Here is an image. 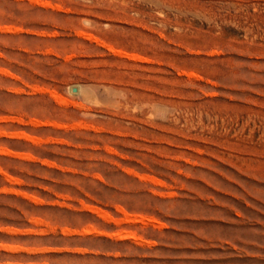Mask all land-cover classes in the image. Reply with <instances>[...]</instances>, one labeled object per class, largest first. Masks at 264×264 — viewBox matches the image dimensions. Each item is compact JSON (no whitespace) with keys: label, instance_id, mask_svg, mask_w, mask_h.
Listing matches in <instances>:
<instances>
[{"label":"rangeland","instance_id":"obj_1","mask_svg":"<svg viewBox=\"0 0 264 264\" xmlns=\"http://www.w3.org/2000/svg\"><path fill=\"white\" fill-rule=\"evenodd\" d=\"M0 264H264V0H0Z\"/></svg>","mask_w":264,"mask_h":264},{"label":"bare ground","instance_id":"obj_2","mask_svg":"<svg viewBox=\"0 0 264 264\" xmlns=\"http://www.w3.org/2000/svg\"><path fill=\"white\" fill-rule=\"evenodd\" d=\"M75 89L77 90V93L79 92V89L75 87ZM133 218V217H132ZM135 219V218H134ZM133 220V219H132ZM90 230V229H89ZM90 232V231H89ZM130 236V235H129ZM131 237V236H130Z\"/></svg>","mask_w":264,"mask_h":264},{"label":"water","instance_id":"obj_3","mask_svg":"<svg viewBox=\"0 0 264 264\" xmlns=\"http://www.w3.org/2000/svg\"><path fill=\"white\" fill-rule=\"evenodd\" d=\"M73 92H74V93H77V90H76L75 88H73Z\"/></svg>","mask_w":264,"mask_h":264}]
</instances>
